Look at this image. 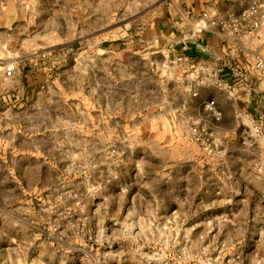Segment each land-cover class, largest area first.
<instances>
[{
  "label": "rangeland",
  "instance_id": "rangeland-1",
  "mask_svg": "<svg viewBox=\"0 0 264 264\" xmlns=\"http://www.w3.org/2000/svg\"><path fill=\"white\" fill-rule=\"evenodd\" d=\"M171 1L0 0V264H264L262 124L242 139L253 169L225 184L215 96L237 77L174 54L198 34L230 51L264 35V0L228 18L198 0L185 26ZM251 47L231 53L264 92Z\"/></svg>",
  "mask_w": 264,
  "mask_h": 264
},
{
  "label": "crops",
  "instance_id": "crops-1",
  "mask_svg": "<svg viewBox=\"0 0 264 264\" xmlns=\"http://www.w3.org/2000/svg\"><path fill=\"white\" fill-rule=\"evenodd\" d=\"M218 1H225V3L232 6V8H228L222 12L219 11L218 13L222 18H228L232 12L242 10L245 4L247 6L250 0ZM198 6V0H172L171 2H167L163 8L164 11L166 10L167 13L170 14L171 20L174 18L178 19L182 22L183 26H185V24H192L200 19L201 14L199 13ZM213 11L215 13L218 12L215 9ZM213 11L210 10V12ZM154 20L156 21L154 22V25L158 27V30H162L165 26L163 17L155 16ZM205 33L208 34V31ZM172 34L174 35L175 33ZM168 35H170L169 32ZM209 35L212 41L207 42L205 39L206 37L200 38V34H198L197 37L188 40V42H180L175 47L179 53L174 54L181 56L180 58L188 63L196 61L198 63L196 71H199V68L201 67L199 66L201 65L200 62L206 64L205 60L210 59L217 64L220 63L219 67L222 72L237 77L235 81L236 96H234V98L228 93V91L224 92V97L213 95L216 97L219 107L224 112L222 120L216 122L217 124H214L215 129L219 131L221 138L223 139V150L220 160L214 161L213 163L218 162L220 165L219 170L221 171V174L224 175L223 178L229 181H226L225 184H232V181L235 180L236 185L239 186L240 179H243L240 177L241 174L238 171L244 169L246 165L249 166V170L253 169L250 166L252 160H250L251 158L247 155L251 154L252 149L247 148L246 145L243 144L242 139L245 137L244 134L248 131L254 130V127L258 123H261L263 128L259 137H264V92L256 86V83H254L252 79L251 81H245L239 76L246 73L254 74L257 71L255 70L254 65L251 66L245 64L242 60H240L242 64L234 61L235 55L233 53L240 50L246 51L247 48H252V44L259 45L264 42V35H261V32H259L257 35H246L242 40L238 38V42L233 46L236 51L228 50L229 43L227 42L224 44V40L220 41L218 35L213 33H210ZM156 36V41L167 40L164 35L157 33ZM196 51H199V53ZM237 56L240 58V53L237 54ZM198 58L199 60H197ZM184 88L191 91V83H188L186 86L184 85ZM227 105L232 106V111L228 110ZM211 163L212 162H210V164Z\"/></svg>",
  "mask_w": 264,
  "mask_h": 264
},
{
  "label": "trees",
  "instance_id": "trees-1",
  "mask_svg": "<svg viewBox=\"0 0 264 264\" xmlns=\"http://www.w3.org/2000/svg\"><path fill=\"white\" fill-rule=\"evenodd\" d=\"M27 76V75H26ZM28 81V78L26 79V82ZM30 83H29V81L26 83V88H25V90H24V94H28V92L30 91ZM6 101H5V97L4 96H2V95H0V108L1 107H5V106H7V103H5Z\"/></svg>",
  "mask_w": 264,
  "mask_h": 264
},
{
  "label": "built area",
  "instance_id": "built-area-1",
  "mask_svg": "<svg viewBox=\"0 0 264 264\" xmlns=\"http://www.w3.org/2000/svg\"><path fill=\"white\" fill-rule=\"evenodd\" d=\"M14 70H15V65H14V63H11V64H9V65L7 66V73H8L9 75H11V74L14 72Z\"/></svg>",
  "mask_w": 264,
  "mask_h": 264
}]
</instances>
